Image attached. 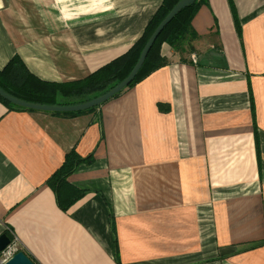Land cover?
Returning a JSON list of instances; mask_svg holds the SVG:
<instances>
[{"label": "crops", "instance_id": "0c3cea01", "mask_svg": "<svg viewBox=\"0 0 264 264\" xmlns=\"http://www.w3.org/2000/svg\"><path fill=\"white\" fill-rule=\"evenodd\" d=\"M160 3L0 0V69L17 57L42 81L82 80L125 54ZM191 27V51L163 44L167 65L95 113L0 103L7 260L117 264L110 208L120 264H264V0H207ZM71 150L93 162L68 177L87 194L65 213L46 181Z\"/></svg>", "mask_w": 264, "mask_h": 264}, {"label": "trees", "instance_id": "16d2710c", "mask_svg": "<svg viewBox=\"0 0 264 264\" xmlns=\"http://www.w3.org/2000/svg\"><path fill=\"white\" fill-rule=\"evenodd\" d=\"M179 1L181 0H161L159 7L149 19L142 33L129 50L122 56L112 60L110 63L102 66L82 80L67 83L42 81L31 74L19 58L13 57L2 69H0V90L11 98L21 102L49 107L75 106L97 98L127 78L137 63L141 51L150 36ZM206 2L207 0L195 1L191 6L183 9L170 21L155 40L142 66L131 83L114 98H117L126 90L134 87L152 73L167 65V60L160 53L163 44H167L172 49L182 53V46L184 43H189L197 38L196 33L191 27V20L199 7L206 4ZM234 23L236 26V32L240 37V26L236 18H234ZM249 99L251 111L253 113L251 95ZM0 103L9 111L35 112L11 105L1 98ZM100 107L101 106H98L76 113L46 112V114L63 118H75L80 115L95 113ZM97 120L98 124H101L100 114L98 115ZM255 144L258 156L257 136H255ZM92 162L93 157L91 155L83 158L80 157L75 150H71L65 155L62 166L46 181V185L54 195L57 207L62 212L66 213L76 202L81 200L87 194L85 190L69 184L67 181L68 177L78 171L82 166H89ZM109 214L110 230L113 234L114 240V260L117 264H120L117 257L115 227L110 208ZM4 235L11 239L8 234ZM262 245H264V242ZM255 247L256 245H251L247 249H254Z\"/></svg>", "mask_w": 264, "mask_h": 264}, {"label": "water", "instance_id": "95a60500", "mask_svg": "<svg viewBox=\"0 0 264 264\" xmlns=\"http://www.w3.org/2000/svg\"><path fill=\"white\" fill-rule=\"evenodd\" d=\"M195 1L197 0L179 1L173 7V9L169 12V14L165 17V19L158 25V27L155 29L153 34L150 36V38L148 39V41L146 42L145 46L143 47L141 51V54L139 56L137 63L135 64L134 68L132 69L130 74L127 76V78L124 79L117 86H115L114 88L106 92L105 94L97 97L96 99L92 101L86 102L84 104L76 105V106H66V107L39 106V105L27 104L19 100H16L14 98H11L10 96L6 95L2 90H0V98L8 102L9 104L17 106V107H21V108L32 110V111L47 112V113H76V112H83L91 108L101 106L107 101H109L110 99L114 98L116 95H118L124 88H126L131 83V81L137 74L138 70L142 66L150 48L154 44L159 34L162 32V30L170 23V21L177 14H179L183 9L191 6ZM9 245H11L10 239L6 237L5 235H1L0 236V253L3 252ZM3 264H33V263L26 255H24L23 252H15L13 256L9 260L4 262Z\"/></svg>", "mask_w": 264, "mask_h": 264}, {"label": "built area", "instance_id": "2783aa9c", "mask_svg": "<svg viewBox=\"0 0 264 264\" xmlns=\"http://www.w3.org/2000/svg\"><path fill=\"white\" fill-rule=\"evenodd\" d=\"M10 246L11 245H9L2 253H1V255L4 257L1 261H0V264H3L6 260H7V258L11 255V253H12V251H11V249H10Z\"/></svg>", "mask_w": 264, "mask_h": 264}, {"label": "rangeland", "instance_id": "374dc122", "mask_svg": "<svg viewBox=\"0 0 264 264\" xmlns=\"http://www.w3.org/2000/svg\"><path fill=\"white\" fill-rule=\"evenodd\" d=\"M148 21H149V20H148ZM146 24H147V23H146ZM145 26H146V25H145ZM145 26H144V27H145ZM143 29H144V28H143ZM193 41H194V40H193ZM193 41H190L189 43H191V42H193ZM189 43H188V44H185V43H184V45L182 46V51H183V52H184V51H191L192 48H191V46H190ZM184 47H185V48H184ZM183 52H182V53H183ZM192 58L195 59L194 56H192ZM110 62H111V61H110ZM110 62H109V63H110ZM107 64H108V63H107ZM105 65H106V64H105ZM103 66H104V65H103ZM94 99H96V98H94ZM94 99H92V100H94ZM92 100H90V101H92ZM110 100H111V99H110ZM88 102H89V101H88ZM85 103H86V102H85ZM83 104H84V103H83ZM104 104H105V103H104ZM104 104H103V105H104ZM79 105H80V104H79ZM75 106H76V105H75ZM101 106H102V105H101Z\"/></svg>", "mask_w": 264, "mask_h": 264}]
</instances>
